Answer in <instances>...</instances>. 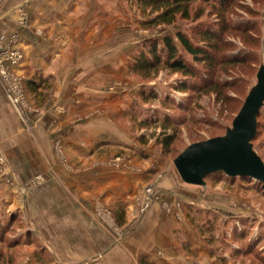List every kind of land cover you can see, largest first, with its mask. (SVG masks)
<instances>
[{
	"label": "rangeland",
	"instance_id": "obj_1",
	"mask_svg": "<svg viewBox=\"0 0 264 264\" xmlns=\"http://www.w3.org/2000/svg\"><path fill=\"white\" fill-rule=\"evenodd\" d=\"M108 9V46L106 58L102 52V62L106 61L101 68L99 49L95 46V49L77 48L69 52L56 66L54 75L29 72L26 77L20 72L30 105L35 110L29 113L28 126L21 120L22 123L30 131L38 110L53 108L58 78H64L75 87L83 86L82 94L86 91L89 96L84 94L79 100L80 91L73 90V93L76 103L82 102L85 106V112L75 114L73 119L82 118L92 124L90 161L96 157L98 161L93 162V169H99L102 164L121 163L120 166L124 165L138 178L131 192L135 203L127 205L123 212L121 206L118 209V199L106 204L103 197L97 195L93 200L95 215L112 236L113 247L120 245L126 251H135L126 240L133 224L123 226L122 213H133L136 208L137 215H143L153 204H159L164 209L170 208L171 212L167 213L176 215L178 239L169 250L174 255L180 252L185 264H264V183L248 176L231 177L217 172L206 178L203 185L188 184L182 180L174 163L191 144L226 135L251 90L259 86L261 68L264 80V0H195L189 18L178 16L171 25L152 27L143 26V21L151 17L136 2L109 0ZM205 30H213L219 37L215 39L218 46L214 51V65L204 61L196 64L205 74L199 85L213 80L215 89L179 90L177 86L187 78L168 68L160 69L151 77L135 70V56L142 48L149 50L150 45L157 43L160 50L164 37L172 38L180 46L178 32L199 43V34ZM74 53L76 66L81 58L88 63L84 69L79 68L89 76L84 77V83H79L82 82L80 77L76 78L71 72L79 71L78 66L74 68L69 64ZM186 57L191 60V56ZM240 57L245 60L235 62V58ZM28 77L44 82L31 91ZM62 94L57 93L58 101L54 100L58 105L53 111L59 112L58 117L67 112ZM146 94L151 99H146ZM146 118L152 123L143 125ZM157 119L171 122L168 129L163 123L153 122ZM257 120V135L252 145L264 162V102ZM65 130L54 137L52 130H45L36 149L46 163L49 159L48 165L52 167L60 165L69 171L82 169V164L71 162L63 139L78 129L67 127ZM76 134L80 137L83 131ZM168 134H174V140L165 146L162 140ZM5 163L0 152V222L3 224L0 226V264L60 263L44 249L41 250L44 256L38 253L31 259L27 255L28 246L38 249L42 244L33 228L21 221L18 209H9L2 188ZM36 179L41 181L42 177ZM37 180L32 184L39 183ZM149 185L154 186V193L148 200L149 207L143 211V201L147 198L144 190ZM137 253L143 255L142 250ZM164 253L163 249L154 250L157 256Z\"/></svg>",
	"mask_w": 264,
	"mask_h": 264
},
{
	"label": "crops",
	"instance_id": "obj_2",
	"mask_svg": "<svg viewBox=\"0 0 264 264\" xmlns=\"http://www.w3.org/2000/svg\"><path fill=\"white\" fill-rule=\"evenodd\" d=\"M108 2L0 0V49L7 45L11 34H19L20 45L26 55L20 72L26 77L29 72L33 75L38 72L56 74V66L77 48L89 50L96 46L101 68L106 61L102 62V52L106 58L108 46ZM23 14L27 16L25 23L20 21ZM70 60L69 64L74 68L78 66V69H84L88 65L85 64L86 59L81 58L76 66L75 53ZM82 69L71 70L76 78L82 80L79 83H84V77H89ZM57 83L56 94L63 93L66 114L58 117L59 112L53 111L58 105L55 94L53 108H40L30 125L33 129L29 131L28 125L22 123L10 103L7 87L0 79V152L6 160L3 167V195L7 197L9 209H18L21 221L33 228L34 235L42 244L38 249L28 246L27 255L31 259L38 253L44 256L41 253L44 249L49 256L59 260L58 264H140L143 255H149L150 260L157 264H185L180 252L174 255L169 250L178 239L175 234L178 227L176 215L167 213L171 212L170 208L164 209L159 204H153L143 215H137L136 208L133 213H122L123 226L133 224V230L126 240L135 251H126L120 245L113 247L112 236L95 215L93 200L97 195L102 196L106 204L118 199V209L121 206L120 211L123 212L127 205L135 203L134 193L131 192H134L138 178L127 167L120 166L121 163L115 166L102 164L99 169H93V162L98 161L97 157L90 161L91 138L94 136L92 124L82 118L77 121L73 119L75 114L85 112L83 103H76L73 90L80 91L77 93L81 96L79 100L84 94L89 96L88 92L82 94V90H85L83 86H72L64 78H58ZM67 127L78 129L63 139L71 162L73 165L82 164V169L78 167V170L73 168L69 171L60 165L52 167L48 165L49 159L46 163L36 149V144L40 145L43 139L42 132L52 130L54 137L61 132L63 134ZM79 130L83 131L80 137L76 134ZM37 176L42 177V182L36 179ZM34 180L39 183L32 184ZM157 248L165 253L155 255ZM139 250L143 251V255L137 253Z\"/></svg>",
	"mask_w": 264,
	"mask_h": 264
},
{
	"label": "trees",
	"instance_id": "obj_3",
	"mask_svg": "<svg viewBox=\"0 0 264 264\" xmlns=\"http://www.w3.org/2000/svg\"><path fill=\"white\" fill-rule=\"evenodd\" d=\"M136 2L141 7L144 13L150 15V19L143 21L144 27H152L159 25H171L178 16L182 18H189L191 16V9L195 0H129ZM199 43H195L193 37L188 36L183 32L177 33V40L180 46L174 42L170 37L162 38V45L160 50L157 48L158 44L149 46V50L142 48L135 56V70L143 76L151 77L152 74L157 73L160 69L168 68L173 73H179L183 77L187 78L183 80V83L177 86L179 90H188L189 88L202 91L204 89L213 88V80L205 82L199 85L200 80L205 79V74L201 72L196 64L203 62L209 65L215 61L214 51L218 46V42L215 41L218 38V34L213 30H205L200 33ZM204 42V44H200ZM186 55L191 56L189 60ZM235 58V62L244 61V58ZM189 78V80H188ZM44 80L38 81L36 79L29 80L28 86L36 90L38 86H41ZM213 83V84H212ZM215 89V88H213ZM149 94L144 95L146 99H151ZM156 97V95H154ZM154 123H163L168 129L167 125L171 122L168 120L160 121L159 119L153 121ZM152 122L150 119H143V125H149ZM166 129V130H167ZM256 138V137H255ZM174 140V134L165 135L163 138V144L165 146L170 145ZM223 172V171H219ZM217 173V172H216ZM247 177V176H245ZM0 226L3 224L0 222ZM140 264H157L149 259L147 256H143L140 260Z\"/></svg>",
	"mask_w": 264,
	"mask_h": 264
},
{
	"label": "water",
	"instance_id": "obj_4",
	"mask_svg": "<svg viewBox=\"0 0 264 264\" xmlns=\"http://www.w3.org/2000/svg\"><path fill=\"white\" fill-rule=\"evenodd\" d=\"M261 72L262 68L259 86L251 90L227 134L191 144L175 159L184 182L203 185L211 174L223 171L231 177L248 176L264 183V162L252 145L264 102Z\"/></svg>",
	"mask_w": 264,
	"mask_h": 264
},
{
	"label": "built area",
	"instance_id": "obj_5",
	"mask_svg": "<svg viewBox=\"0 0 264 264\" xmlns=\"http://www.w3.org/2000/svg\"><path fill=\"white\" fill-rule=\"evenodd\" d=\"M20 21L23 23L27 21L26 14L22 15ZM24 60L25 52L23 48L20 47V36L18 33H13L7 45L0 49V79L7 87L10 103L19 114L21 120L27 124L31 120L29 113L35 110H33L30 105L25 79L20 73V68ZM153 193V185H149L145 188L144 194L147 198L143 201V211L149 207L148 200L151 199Z\"/></svg>",
	"mask_w": 264,
	"mask_h": 264
}]
</instances>
